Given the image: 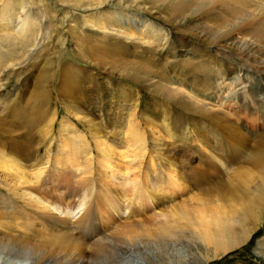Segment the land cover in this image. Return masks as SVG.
Segmentation results:
<instances>
[{
  "label": "bare ground",
  "instance_id": "1",
  "mask_svg": "<svg viewBox=\"0 0 264 264\" xmlns=\"http://www.w3.org/2000/svg\"><path fill=\"white\" fill-rule=\"evenodd\" d=\"M34 1L37 2L36 5H32L30 0H0V166L5 168L10 179L13 181L22 180L23 186L26 185L27 188L31 187L35 190L28 191L25 198L36 204L42 213L39 216L24 213L26 215L23 218L12 220V218L6 217L0 220V243L6 244L0 250V264H89L91 253L84 247L86 242L83 239L86 236L80 232L84 228H91L92 225L91 220L95 207L91 205L93 186L89 188V185H86L73 200H70L72 194L66 192V189H63L65 199L53 198L47 192H41L40 186L42 185L40 184L45 178L50 159L45 163H39V152L41 147H47L46 153L49 158L53 146L52 140L58 137L65 139V147L70 151V154L76 153L77 144L81 145L80 143H82L88 147V140L82 139L78 135L67 137L73 128L72 122H68L67 119L73 116L77 117L79 113L77 104L82 103L86 92L92 93L96 87L93 85L90 73L84 79L81 70L76 69L73 64L57 65L53 60L44 57L43 44L51 36L50 28L53 26L52 7L50 5L44 9L41 5L43 0ZM110 1L115 0H106L96 3L94 6L88 5L79 8H99ZM124 2L125 0H117L113 10L91 15L88 18L90 20H86L91 22L94 28L107 32L108 39H105V42L111 40L110 36H114L117 44L110 45L109 49L113 51L108 52V50L107 53L100 56L94 53L95 46L87 44L85 56L91 59L97 57L96 60L100 64L106 62L103 61L104 58H114L113 60L117 64L116 59L118 60V58L115 56L116 52L120 53L118 47L120 42L121 45L129 41L135 50L139 46L145 47L141 51L142 54L131 55L133 59L139 61L138 64L128 63L130 55L129 60L126 59L128 62L124 61V57L128 56L129 49L126 48L121 52L125 56H120L123 61L117 66H120L126 73L125 77L137 85L143 86L148 92L162 95L166 102H172L176 108L202 115L209 125L229 136V140H226L225 143L226 157L217 155V150L214 147H204L205 153L211 160L203 161L205 164H209L210 170L202 172L201 178H198L197 172H191V165L198 162V158L191 157L184 164L183 153L180 155L174 149V153H169L172 156V162L170 160L172 168L168 172L172 182V191H157V195L153 194L152 197L145 193L147 204L151 206L152 202L161 195L183 196L188 183L195 187L210 186L211 188H207L205 193L207 199L213 194L216 195L211 202L207 200L200 204L198 201L203 199H198L196 201L198 206L192 208L193 210L172 208L169 211L172 214V220L167 214H159L158 216L163 219V225H167V227L161 228V231L169 232L168 227L178 229L183 226L181 221H185V225L190 224L191 230L194 229L200 233L199 237L203 241L221 246V250L226 253L233 248L235 241L233 242L231 239L225 241L224 234L230 235L234 225L240 224L242 222L240 220L247 216L245 214L248 211L251 212L255 205V199L260 200L261 188L255 193L246 190V193L241 194L232 187L229 180H222L221 174L224 173L229 162L237 163L245 155L247 160L244 163L252 165L256 170H250L248 174L254 176L260 171L258 177L261 179V184H264V0H133L129 8H134L141 13L126 17L120 13L121 10L127 9L120 8ZM140 2L150 3L154 9L159 7L166 11L167 15L172 18V26L175 29L191 20L198 25H203L208 21L212 22L215 26L213 29L219 36L212 38L207 33L208 31L199 30V43L213 46L215 41L220 38L225 44L231 45L249 63L248 67H244L245 74H241L239 71L233 77L228 78L226 77L228 72L222 69L215 70L212 65L199 56L172 61L168 57L164 58V52L168 51L169 53L172 48L171 37L168 32L159 26V28L154 26L150 19L143 15L144 12H147V6H142ZM65 7L68 5L59 4L60 11L58 12L64 13ZM212 32L214 33V31ZM156 43H161L163 46L161 51L155 49ZM38 59L41 60L43 72L46 74V79L42 84L35 88L34 92L31 91L27 98H24V94L20 93V90L16 91L15 87L7 91L9 83V79H6L7 73L20 69L26 70L29 64L36 63ZM86 62L94 66L95 70L103 71L105 75L111 77L113 72L107 71L108 68L101 69L93 62V64L87 60ZM110 63L111 61H108L109 65ZM108 64L105 63V65ZM247 71H250L249 76ZM89 75L91 77L87 79ZM154 79L157 81L152 82L151 86L154 89H151L146 82ZM131 96L127 90L122 94L127 102ZM133 97L135 98L134 103L128 102L125 110L127 117L123 130L124 150H119L118 153V158L130 154L128 156L130 160L127 161V166L113 165L114 163H107L106 166L112 168L114 175L121 178L122 185H125L128 190H132V195L137 197L139 190L144 186L139 182V176L131 177L130 173L136 169L131 164L142 162L145 159L149 151L148 140L159 141L164 138L156 122L149 116L142 115L141 111L138 112L141 105L140 96L135 93ZM226 106H228V111L225 110ZM247 107L251 108V114L249 123H244L245 118L240 116L239 112L244 114ZM60 108L67 113V116L61 114ZM143 118L145 123L142 127L140 119ZM56 125L59 126L58 133L55 131ZM165 136L172 140L176 139L170 135L169 131H166ZM250 137H254L255 141L251 143ZM92 138L98 146L108 150L105 156V161L108 162L113 152V146L107 145L105 140L102 141L94 135ZM71 139L74 141L72 142ZM75 140H78V143ZM220 142L219 146H221ZM200 143L201 146L205 145L201 141ZM159 148L165 147L161 144ZM100 150L102 151V149ZM66 157L67 162L76 164L77 158L74 155ZM82 160L81 163L71 165L77 176H92L93 158L90 148H84ZM246 176L248 180V175ZM215 182L216 185L211 186ZM225 187L228 189L226 190ZM147 190L148 187H145L143 192H147ZM262 190H264V186ZM254 194L255 199L253 200ZM182 203H186V201H182ZM211 207H215L214 211L209 210ZM54 210L65 213L66 217L75 213L79 217L71 224H67L66 221L61 220V215H53ZM254 219L256 218L254 217ZM256 221L253 223V230H244L246 231V233L243 232L244 240L235 246L245 243L251 237L256 229ZM140 226L141 232H147L144 225L140 223ZM233 230L235 231V228ZM236 242L238 241L236 240ZM99 245L103 246L102 251H108L110 257H115L116 261H113V264H124L126 259L120 257L122 247L110 242L107 244L102 242ZM14 256L13 262L6 261L8 257L12 259ZM139 260L135 259L132 263L147 264L141 259Z\"/></svg>",
  "mask_w": 264,
  "mask_h": 264
},
{
  "label": "rangeland",
  "instance_id": "2",
  "mask_svg": "<svg viewBox=\"0 0 264 264\" xmlns=\"http://www.w3.org/2000/svg\"><path fill=\"white\" fill-rule=\"evenodd\" d=\"M30 1L32 5H36L37 3L34 0ZM45 1L43 0L41 5L44 9L51 5L53 26L50 28L51 36L43 44L45 48L44 57L53 60L57 65L64 63L73 64L76 69L81 70L84 79L88 73H90L94 82L93 85H95L96 88L92 93L86 92L85 99L81 104H77V109L79 111L77 117L73 116L67 119L68 122H72L73 124V128L67 137L70 138L73 135H78L80 138L88 140V147L82 143H80L81 145L77 144L75 147L76 155L73 153L70 154V151L65 147V139L63 140L59 137L56 139L54 138L52 140L53 146L49 158L46 153L47 147H41L39 152V163H45V161L50 160L47 164L45 178L42 179V184H40L42 185L40 186V191L47 192L49 196L53 198L65 199L63 189H66V192L68 191L72 194L70 200H73L86 185H89V188L93 186L94 193L91 205L95 207L91 220L92 225L91 228H84L80 232L83 236H86V238L83 239L84 242H86L84 247L91 253V255H89V264H113V261H116L114 256L110 257L108 251H102L103 246H98V244L102 242L105 244L110 242L122 247L125 252L122 250L123 252L121 251L120 257L126 259V261L123 262L124 264L130 262V264H133L132 262H134L135 259H141L147 264H264V190H262L264 184H261V179L258 177L260 171L254 174V176L248 174L250 170H256L252 165L244 163L247 160L245 155H243L237 163L229 162L228 165H226L227 168H225L224 173L221 174V179L229 180L232 187L241 194L246 193V190H251L252 193H255L256 190L259 191V188H261L262 192L260 191L259 201L262 203L255 199L254 194L252 197L253 200L255 199L254 209L252 208L253 211H248V213L245 214L247 216H244L240 220V222H242L234 225L233 229L235 228V231L232 229L233 232L231 231L230 235L224 234L225 237L223 236V238L226 239H224L225 241L231 239L233 242L235 241V245H237L241 240H244L243 232L246 233L249 229L250 231L253 230V223L257 219L255 222L256 229L245 243L238 246L233 245L230 251L224 253L221 250V246H215L214 243L203 241L202 238L199 237L200 233H197V230H191L190 224L185 225V221H181L183 226L178 229L168 227L169 232L164 233L161 231V228H165L167 225H163V219L158 216L159 214H167L170 220H172V214L169 212L172 208L193 210L198 206L196 202L198 199H203L198 201V203L202 204L207 200L211 202L216 196L213 194L207 199L205 191L207 188H211L210 186L195 187L191 183H188L186 185L187 190L183 196L173 197L172 194L161 195L152 202L151 206L147 204V200L145 199L146 194H150V197H152L153 194L157 195V191H172V182L168 176V172L172 168L170 163V160L172 162V156L169 155V153H174V149H176L180 155L183 153L182 161H184V164L188 162L187 160L191 157H197L198 162L191 165V172H197L198 178H201L202 172H209L210 170L209 164H205L203 161L206 160V162H209L211 160L205 153L204 147H214L217 150V155L223 157L227 153L225 143L226 140H229V136L224 135L221 131L209 125L202 115L176 108L172 105V102H166L162 95L148 92L143 86L137 85L134 81L125 77L126 73L123 72L120 66H117L118 63L123 61L122 57L125 56L121 52L126 48L129 49L128 56L126 55L124 57V61L128 62V57L135 53L142 54L141 51L144 50L145 47L139 46V48L135 50V48L129 44V41L121 45L120 42L118 46L120 48V53L116 52L119 56H115L118 58V60L115 58L118 62L117 64L113 60L114 58H104L103 61H106L107 64L108 61H111L110 65H105L106 62L100 64L96 60L97 57L91 59L85 56L87 54L85 50L87 44L89 46H95L98 50L100 49L102 53L100 50L96 52L98 50L95 48L93 50L94 53L99 56L107 53L108 50V52L113 51L109 48L110 45L117 44L114 36H108L111 40L105 42L104 40L108 39L107 32L94 28L91 22H88L90 20L88 18L94 14L107 13L113 10L117 4V0L107 2L102 7L94 9H83L79 7H87L88 5L94 6L96 3L106 0H71V2L70 0ZM132 2L133 0H125L122 7H120L122 9L127 8L120 12L124 17L141 13L134 8H129ZM59 4L68 5V7H65L63 10L64 13L58 12L60 11L58 8ZM140 4L142 6L144 5V7L147 6V12L142 14L149 18L154 26H159L162 30L168 32L171 37L172 48L169 50V53L168 51L164 52V58L168 57V59L172 61L186 60L190 56H199L202 60L212 65L215 70L219 71L222 69L228 72L226 76L228 78L233 77L234 74L239 71H241V74H245L244 67H248L249 63L245 58L241 57L231 45L225 44L220 38H218V41H215L213 46L199 43V30L208 31L207 33L210 34L212 38L219 36L217 32H215L216 30L213 29L215 26L212 22L208 21L204 22L203 25H198L194 24L191 20L175 29L172 26V18L167 15L166 11L159 7L154 9V7L147 2H140ZM211 23L212 26H210ZM211 30L214 31V33ZM156 44L155 49L161 51L163 48L161 43ZM120 56H122V59H120ZM131 57V62H128L129 64L139 63L138 60L135 58L133 59V56ZM86 60L91 63L93 62L94 65L101 69L104 67L106 69L108 68L107 71L109 72L111 70V72H113L111 77L105 75L103 71L95 70L96 68L87 64ZM42 65L41 60L38 59L36 63L29 64L26 70L20 69L18 71L8 72L6 77V79H9L7 91L15 87L16 91L20 90V93L24 94V98L29 97L30 92H34L35 88L46 79V74L43 72ZM86 68L88 69L86 70ZM247 72L249 76L250 71ZM90 77L89 75L87 79ZM155 81L157 80L148 81L146 84L149 85L151 89H154L151 85L153 84L152 82ZM126 90L130 96L132 95V100H128V102H131L130 104L134 103L135 98L133 96L135 93L140 96L141 105L138 108V112L140 113L141 111L142 115L149 116L153 119L164 138L159 141L148 140L147 147H149V151L145 159H143L142 162L131 164L133 168H136L134 172L130 173L131 177L139 176L141 185L144 186V188L148 187L147 192H143L144 188L140 189L137 197L132 195V190H128L125 185H122L120 181L121 178L114 175V170L106 166L107 163L127 166V161L129 162L130 160L128 159L130 154L118 158L119 150L123 151L125 146L123 130L127 117L125 110L129 103L122 97V94L126 92ZM60 95H62V93H60ZM225 110L228 111V106L225 107ZM60 112L62 115L67 116V113L61 110V108ZM250 114L251 108L248 107L244 114L239 112V115L245 118L243 120L244 123H249ZM143 120L144 118L140 119V121H142V127L145 123ZM58 127L57 125L55 126V131L57 133ZM166 131H169L170 135H173V138L176 139L172 140V138H166ZM92 135L99 137L102 141L105 140L107 145L113 146V152L108 162L105 161L108 150L102 148V146H98L96 141L92 138ZM250 139L252 140L251 143L255 141L254 137H250ZM71 141L73 142L74 140L71 139ZM200 141L205 143V145L201 146ZM219 141H221V146L218 145ZM75 142L78 143V140H75ZM161 144L165 148L160 149L159 145ZM84 148H90L91 150L93 158V164L91 166L93 172L92 176H77L75 170L71 166L83 162ZM100 149H102V151ZM69 155H74L77 158L76 164H71L69 161H66V156ZM200 158H202V162ZM155 167L156 169L154 170ZM246 175H248V180L246 179ZM23 183L22 180L13 181L10 179V177L7 176L5 168L0 166V220L6 217L15 220L17 218H23L26 214L39 216L42 213V211L37 208L36 204L31 203L25 198V194L28 191L35 190L31 187L27 188L26 185L23 186ZM212 184L211 186H214L216 182ZM225 189L227 190L228 188L225 187ZM182 201H186V203H182ZM257 203L259 204L257 205ZM214 209L215 207H211L209 210L214 211ZM250 213H253L252 216ZM53 215H61V220L66 221L67 224H71V222L76 221L79 217L76 213L66 217L65 213H59L55 210L53 211ZM254 217L256 219H254ZM140 223L144 225L147 232H141ZM227 236L228 238H226ZM236 240L238 242H236ZM5 245L6 244L0 243V250ZM14 258L15 256L12 259L8 257L6 261L11 263L14 261Z\"/></svg>",
  "mask_w": 264,
  "mask_h": 264
}]
</instances>
